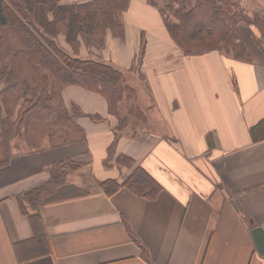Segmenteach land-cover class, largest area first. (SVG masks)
Returning a JSON list of instances; mask_svg holds the SVG:
<instances>
[{"label":"crops","instance_id":"0c3cea01","mask_svg":"<svg viewBox=\"0 0 264 264\" xmlns=\"http://www.w3.org/2000/svg\"><path fill=\"white\" fill-rule=\"evenodd\" d=\"M159 6L130 0L124 36L108 31L103 47L77 53L138 70L144 93L125 95L116 116L101 94L66 87L86 140L12 142L0 165V264H264L251 232L264 229V138L252 132L264 120V36L237 28L247 59L187 55ZM62 160L80 168L56 199L30 207L21 196Z\"/></svg>","mask_w":264,"mask_h":264},{"label":"trees","instance_id":"16d2710c","mask_svg":"<svg viewBox=\"0 0 264 264\" xmlns=\"http://www.w3.org/2000/svg\"><path fill=\"white\" fill-rule=\"evenodd\" d=\"M62 1L0 0V165L10 161L18 136L36 150L46 140L54 148L86 140L77 123L83 113L73 107L68 114L62 96L66 87L101 94L116 116L120 101L131 95L121 71L77 56L82 44L103 47L108 31L124 36L119 15L128 11L130 0ZM160 9L169 34L187 55L224 52L231 46L236 58L247 59L237 28L244 23L264 36V15L250 16L240 0H171ZM61 36L71 51L60 43ZM252 132L255 140L263 139L264 120ZM78 168L71 160L57 162L49 181L24 193L22 200L36 207L56 199L68 171Z\"/></svg>","mask_w":264,"mask_h":264},{"label":"rangeland","instance_id":"374dc122","mask_svg":"<svg viewBox=\"0 0 264 264\" xmlns=\"http://www.w3.org/2000/svg\"><path fill=\"white\" fill-rule=\"evenodd\" d=\"M156 3L158 2L160 5H163L164 3H168L171 0H154ZM241 6L245 9V12L247 14H249L250 16H253L255 12L259 11L260 13L264 12V0H240ZM164 7V6H163ZM245 25L248 26L244 23H242L240 26ZM252 27V32H257V34L254 35V38L256 39L257 43L259 42L258 40H262L263 38L262 35L260 34V32H258V30L254 27V26H250ZM61 42L62 45H64L65 47L69 48L68 45H66L65 43V37L61 36ZM224 53L226 55H228L229 57H234V51L232 50L231 46H227L224 47ZM142 50V49H141ZM134 75H124V80L126 81V83H129V80H136V87L132 85V87L134 88V90L132 89L131 93H144L146 90V88H143V84L140 82V80H150V78L142 73H139L138 70H134L133 73ZM147 84V83H145ZM133 94V95H134ZM140 96V95H139ZM126 100V99H125ZM125 100L123 102H125ZM122 104V103H121ZM14 141H18L20 143H23L24 145L27 144L21 137H16L12 142Z\"/></svg>","mask_w":264,"mask_h":264},{"label":"water","instance_id":"95a60500","mask_svg":"<svg viewBox=\"0 0 264 264\" xmlns=\"http://www.w3.org/2000/svg\"><path fill=\"white\" fill-rule=\"evenodd\" d=\"M258 252L264 255V229L256 228L251 231Z\"/></svg>","mask_w":264,"mask_h":264}]
</instances>
